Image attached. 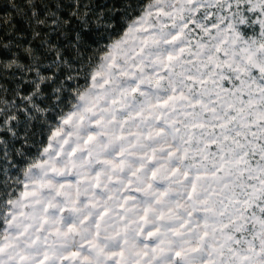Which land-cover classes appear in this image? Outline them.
<instances>
[{
	"label": "clouds",
	"instance_id": "9594fccd",
	"mask_svg": "<svg viewBox=\"0 0 264 264\" xmlns=\"http://www.w3.org/2000/svg\"><path fill=\"white\" fill-rule=\"evenodd\" d=\"M35 2L0 0V12ZM142 7L139 26L101 32L78 64L39 72L19 103V86L9 90L0 79V113L14 119L27 108L37 149L7 179L8 194L0 191L2 213L17 185L27 181L33 193L13 200L26 215L0 235V243L19 244L0 253L4 264L25 251L35 260L46 255L49 264H70L63 257L73 251L81 252L77 264H167L161 248L188 240L216 264H233L229 247L245 249V240L259 247L264 239V224L252 219L259 210L245 213L254 188L264 206V168L256 167V145H264V14L248 0H145ZM209 16L218 27L207 30ZM193 19L204 27L193 30ZM20 52L37 66L32 50ZM19 55L0 59V78L25 67ZM24 203L30 207L21 209ZM242 213L246 219L233 223ZM18 232L24 235L16 240Z\"/></svg>",
	"mask_w": 264,
	"mask_h": 264
},
{
	"label": "snow or ice",
	"instance_id": "6c2138e0",
	"mask_svg": "<svg viewBox=\"0 0 264 264\" xmlns=\"http://www.w3.org/2000/svg\"><path fill=\"white\" fill-rule=\"evenodd\" d=\"M144 2L145 0H36L34 5L28 4L25 9L16 8L13 5V12H0V59H11L19 53V58L25 67L19 69L11 77L0 79L8 84L9 90H14L17 85L19 86L20 96L16 101L19 103V100L23 99V94L32 90L31 80L39 72H51L55 63L78 64L77 57L83 58V50L86 46L103 38L101 32L118 33L127 28L129 22L139 26L144 19L142 15ZM254 2L259 7L251 10L256 12L258 16L264 14V0H248V7L251 8ZM207 20L210 22L207 30L219 26L220 21H213L210 16L207 17ZM258 22L264 27V20ZM189 24L193 30H200L204 27L203 24H198L195 19L189 21ZM144 30L148 31V29ZM148 42L149 38H145L144 43L147 44ZM24 46L36 54V67L32 66L33 57L31 55L20 52L21 47ZM181 50L183 51V49ZM168 59L171 60L172 57L169 56ZM76 70L82 71L83 69L77 68ZM61 75H63V72H61ZM91 79L95 80L96 77L93 76ZM69 86H71V81H69ZM225 90L227 91V89ZM132 91L136 92L137 89L133 88ZM168 99L172 100L174 97ZM167 103L168 100L163 101L164 105ZM30 121H32V116L27 108L21 107L14 119L0 113V191H4L5 195L8 194L7 188L9 187L6 183L7 179L11 175H15L25 163V159L37 150L36 139L33 135L36 125L34 122L29 123ZM64 123H68V120H65ZM60 134L61 130L58 129L53 131L51 136L56 137ZM92 139L93 137L89 136L85 143ZM256 147L262 151L260 156L262 163H258L256 167L258 169L264 168V145L258 143ZM244 155L246 156L247 153ZM246 162L251 164V161ZM152 175L155 176V172ZM249 179H254V177L250 176ZM195 191L196 185L193 183L192 190L188 193L189 199L192 198V193ZM259 192H264V180L260 181ZM32 194L28 190L27 181L22 185H17L16 190L12 192V197L7 201L9 206L7 213L0 212V235L4 234L6 228L9 232L11 231V225L16 220L17 215H26L24 211L16 212L13 200L28 201ZM252 194L255 199L246 202L245 213L247 208L258 209L261 216L257 217L253 214L252 219L257 223L264 224V206L255 202L260 199L255 188ZM28 207H30L29 203L20 205L21 209ZM245 213L236 217L232 222L245 220ZM188 215L192 216L193 213ZM188 223L189 221H185V224L181 227H186ZM228 226L225 224L223 228ZM241 230L242 226H238L236 229V231ZM189 231L191 232V229ZM23 235L24 233L18 232L15 239L19 240ZM148 236L152 237L153 233L149 232ZM208 236L209 232L204 231L199 235V240L203 242ZM232 239V236L226 237V241ZM240 243L239 239L235 240V244L239 245ZM245 244H248V247L242 250L228 248L229 252H233V264H264V239L260 240L259 247L247 240H245ZM6 247L19 248V244L0 243V253H3ZM208 247L212 251H217L215 245H209ZM223 247L224 245H220L221 259L224 255ZM152 251H156L155 246H152ZM161 252L163 253L162 259L167 264H216L215 260L202 254V244H193L191 240L181 241L179 245H174L168 249L161 248ZM16 255L18 256L16 264H49L46 255L38 260H35L26 251L24 255H19V253H16ZM80 255L81 252L73 251L71 257L65 256L63 260L69 261L70 264H77V258ZM118 255L122 258L124 252L120 251ZM116 256L117 253L113 252L108 259L112 260ZM147 257L148 253L145 252L144 258ZM0 264H4L2 256H0ZM115 264H120L119 259L115 260Z\"/></svg>",
	"mask_w": 264,
	"mask_h": 264
}]
</instances>
